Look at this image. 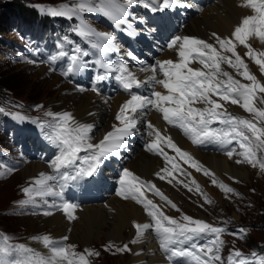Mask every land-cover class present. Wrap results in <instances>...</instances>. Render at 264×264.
<instances>
[{
  "label": "snow or ice",
  "instance_id": "obj_1",
  "mask_svg": "<svg viewBox=\"0 0 264 264\" xmlns=\"http://www.w3.org/2000/svg\"><path fill=\"white\" fill-rule=\"evenodd\" d=\"M137 2L138 0H123V5L131 6ZM173 3L174 0H163L162 7H170ZM144 6L148 7L149 5L145 3ZM238 6L251 9L253 14L241 18L234 27L231 37L222 38L216 33H212L219 45L218 48L210 42L191 36H175L168 42V49L175 50L177 58L175 60L157 61L156 66L152 67V75L149 77L150 81L161 85L167 94L159 91L152 92L150 97L132 94L131 90L134 87H140L142 82L136 79L135 75L124 64L112 68L107 63L99 62L106 72L111 70L119 73L116 79L120 86L130 93V97L120 106L115 115L118 124L112 125L111 131L106 132L97 143L90 142L89 133L92 131V125L77 123L72 115L67 112L62 114L46 113V115L53 116L57 121L55 134L47 137L59 149V154L51 161L50 166L53 170L59 173L62 169L78 165L74 176L69 177L66 172L62 174L64 180H75L96 175L105 159L117 155L121 149L126 147L124 141L126 137L134 133L137 125V114L148 106L161 113L166 123L180 128L194 145L212 142L224 146L235 142L240 151L238 153L235 149L227 151L226 155L230 159L235 153L242 157V159H237L236 163H248L253 167L259 163L261 170H264V161H261L257 156V150H264V106H257L258 104L264 105V83L248 70V65L237 52V44L246 48L245 55L259 66L261 74L264 75V52L257 53L249 43L252 37L264 42V0H241ZM113 10L118 13V17L115 18L123 22V18L127 16V11L121 7L119 0H74L71 6L61 5L59 8H49L46 11L52 16L72 18L77 13L94 11L114 17ZM155 10L157 9L154 8L153 11ZM77 32L85 38L100 35L109 42L105 46V50H112L111 41L114 39L112 34H97L90 27L85 28L81 25L77 26ZM93 47L96 45L93 44ZM75 51L80 52L79 49ZM226 53L231 55H226ZM83 54L87 55V53ZM60 55L63 56L65 53L61 52ZM70 60L71 64L67 72L76 71L80 67V55H72ZM197 63L200 67L192 66ZM222 63L233 68L239 77L249 83H241L240 80L224 71L221 66ZM157 73H159L160 78L157 77ZM105 78V75L96 76L97 81ZM91 90L97 91L95 85ZM226 103L238 105L251 114L253 119L249 120L232 115L224 107ZM196 104H203L204 107H195ZM13 117L17 120L23 119L19 114H13ZM214 123H219L224 127L214 128L212 127ZM147 127L151 130L149 135L154 136V139L146 145V150L163 157L166 162V166L155 174L160 180H167L169 183L176 180L177 183L183 184V181L178 180L174 175L175 172L184 174L179 163L175 162L176 157L197 171H203L205 175L214 176L189 153L178 147L170 136H165L151 123H148ZM165 147L174 151L176 157H170L164 150ZM81 153L86 154L81 155ZM168 164H171V169L167 167ZM3 167L4 165L0 164V168ZM8 171H12V169H8ZM2 174L0 173V175ZM53 179H55L54 176H46L41 173L40 177L33 181L35 188L22 189L29 199L20 203L33 202V192L36 195L61 196V192L53 191L47 187L46 182ZM212 182L213 184L217 183L215 179ZM119 185L116 189V195L141 204L147 215L151 217V224L133 222L137 239L143 235L144 230L154 229L159 238L160 249L169 253L166 258L170 262L173 261V258H190L187 264H213L214 261L221 259L219 251L223 241L220 234L224 231L223 228L215 227L203 220L193 219L183 214L182 220L185 223H180L173 217L166 215L157 204L147 198L146 191L154 193L176 211L179 209L155 184L142 180L126 168L120 172ZM219 186L226 193L234 191L225 184L221 183ZM184 187L192 191L187 184H184ZM196 187L199 191V185ZM205 201L210 202L206 196ZM58 207L69 221L76 219L73 213L77 205L65 201ZM44 215H51V213L45 212ZM240 231L243 232L244 229ZM209 234L214 235L215 239L206 244H192L190 249L175 247L177 244L190 241L194 237ZM40 239L44 246L50 249L51 254L47 257L24 245H9L7 243L8 238L3 237V242L0 243V264H89L84 254L74 251L75 245H61L48 236H43ZM61 239L66 241L68 237L64 236ZM136 242L137 240L132 241V243ZM111 247L109 245L105 250H110ZM128 250L127 245L116 249L117 252ZM85 252L88 256L99 255L98 252L90 249H85ZM252 257L253 260L250 262L243 256V253L235 250L228 257V264H264V256H258L253 252Z\"/></svg>",
  "mask_w": 264,
  "mask_h": 264
},
{
  "label": "rangeland",
  "instance_id": "obj_2",
  "mask_svg": "<svg viewBox=\"0 0 264 264\" xmlns=\"http://www.w3.org/2000/svg\"><path fill=\"white\" fill-rule=\"evenodd\" d=\"M119 1L123 2V0ZM73 2L74 0H0V109H2V111H0V164L4 165L3 168H0V173H3L0 175V243L3 242V237H7V243L9 245H24L29 248L30 241L42 245L43 242L40 238L43 236H48L51 239L56 238L54 231L43 228L39 222H36V218L43 214L47 205L51 203V195H36L35 192H33V202L25 204L20 203L21 201H27L29 199L22 189L27 187L35 188L36 186L33 184V181L37 178L22 176L19 170L23 169L26 164L41 163L40 161L50 165L54 157L59 154L58 147L52 143L58 154L47 157L43 146L40 145L38 137H33L27 124L31 123L33 126H30L34 129L37 128L36 130H39V134L41 136L43 135V137L54 135L57 121L53 116L46 115V113H57L48 108V101L52 100L56 94L57 96L66 97L65 93H67L66 91H62L64 88L61 83L50 85V77L46 75V73L42 76L38 75L36 67H41V64H43L42 66L45 65L50 73L60 77L63 82L68 84L71 88H77L84 81V76L77 70L72 72L75 76L69 75L67 72V65L69 66L71 64L70 57L72 55H77L75 50H82L86 42L79 40L76 36L69 35V31L66 33H64V31H59L65 29L68 21H70L76 26H84V22H87L91 29L96 28L97 33H99V30H102L101 33L111 32L110 34H114L111 31V26L107 23V16L99 12H82L77 13V15L72 18H67L52 16L46 11L49 8H59L61 5L71 6ZM9 3L12 4L8 8L7 5H9ZM139 10H141V7H139L136 14H139ZM99 16L102 17L101 23L98 21ZM237 19L241 20L240 17H237ZM212 33L215 32H210L209 35L195 33L194 35L202 37L205 41L212 43L209 41L211 39L215 41ZM219 36L222 38L225 37L224 35ZM99 37L100 35L92 37L88 42L96 45V41H98ZM82 38L86 39L87 37ZM100 41L103 42L104 39L101 37ZM54 43L58 48L57 53L55 52ZM249 43L257 53L264 52V48L260 46V43L262 45L263 42L259 39H250ZM214 46L217 48L219 47L216 41ZM87 48L93 49L94 51L88 55L86 61L81 62L86 76L90 73V66L96 63L99 57L98 45H96V47L87 46ZM63 51H66V62L58 57L61 56L60 53ZM237 52L248 65V70L264 83V75L261 74L259 66L245 55L247 49L237 44ZM226 55L231 54L226 53ZM90 57H92L91 61L89 60ZM36 63L41 64L35 65ZM221 66L224 71H227L235 79L240 80L241 83H249L239 77L236 71L227 64L222 63ZM82 67L80 65L81 69ZM86 89L89 90L88 88ZM233 106L235 107L236 105ZM257 106L262 107L264 105L258 104ZM197 107H204V105L197 104ZM224 107L227 112L232 115L237 117L247 115L242 118L249 120L253 119V116L248 112L244 110L239 112L233 109L231 103L224 104ZM13 114H19L23 119L17 120L13 117ZM141 121L147 132L149 129L146 127L147 123L145 124V120L141 119L139 122L140 127L142 125ZM151 124L154 125L153 123ZM166 129L170 134L176 137L177 140L181 139L176 132L168 128ZM147 134L149 135V133ZM27 142L29 144L27 149L30 151L36 150L33 151V153L36 154L40 151L43 155L42 159L30 157L31 154H28V150L24 149ZM180 145L191 150L195 158L201 162L199 157H197L198 152L204 151L193 148L184 140H182ZM12 146L16 147V150H14ZM134 146L136 147V151L151 157V159L156 162L154 169L149 175L143 176V174L138 173L133 167L127 166L126 162L124 165L129 170L150 179L152 184H155L156 187L176 205L179 211L167 205L151 192L145 194L148 196V199H151L157 204L166 215L173 217L180 223H185L182 220L183 214L224 229L220 234V238L223 241L219 251L221 259L219 261H214L213 264H226L228 255H231L235 250L243 253V256L250 262L253 260V252L258 256H264V170H261L259 163L257 166L253 167L250 164H235L232 162L234 165L247 168L250 175L248 180L246 177L233 176L229 173L217 177L214 171L210 170L203 162H199L205 169L213 173L214 176L205 175L203 171H197L190 166L193 168V171L197 172L196 174H192V171H189L188 174L176 175V178L183 181V184L177 183L176 180L169 183L167 180H160L155 175L164 168L161 160L156 158V156L145 153L143 151L145 148L141 147L140 142L136 140ZM131 150L133 151L132 146L129 144L128 148L125 150V158L131 157ZM239 151L240 149L237 145L236 153ZM85 154L86 153H81V155ZM224 155L218 156L222 158ZM257 156L261 161H264V150H257ZM235 158L241 159L237 154H235ZM235 158H233L232 161H235ZM13 159L16 164L21 163L22 160H24V162L16 168ZM77 166L62 170L75 171ZM8 169H12V171H8ZM198 173L205 175L209 182L208 187L213 189V194L202 187V183L198 178ZM161 174L163 175L164 173ZM52 176L55 177V179H53L54 181H52L55 187L57 185V180H60V175L58 176V173H53ZM169 179H171V177H169ZM213 179L217 181L216 184H213ZM192 181H195V183H192ZM46 183L47 187L51 188L49 182L47 181ZM221 183L232 188L234 191L226 193L220 188L219 184ZM184 184H187L192 191L184 187ZM197 185H199V191H197ZM173 194L180 197L174 199ZM205 196L210 202L205 201ZM180 198L184 202H181L179 200ZM119 200L124 203L142 206L141 204H136V202L129 200ZM33 220H35L36 224H32ZM147 221L149 224L152 223L151 217L148 215ZM241 229H244V231L241 232ZM150 231L151 234L156 236L157 247L161 253L159 238L154 229L151 228ZM212 236L214 235L209 234L201 236V238H207L209 240ZM213 239L215 238L211 240ZM102 242L104 241L94 240L93 235H90L88 236V240L81 239L77 241L68 238L66 241H61L60 244L75 245L74 251L84 254L89 264H129V259L125 254L126 251H116L117 248L124 247L121 245L122 243ZM203 244H205V242H203ZM109 245L112 246L111 249L105 250ZM29 249H31V247ZM85 249L98 252L99 255L88 256Z\"/></svg>",
  "mask_w": 264,
  "mask_h": 264
},
{
  "label": "bare ground",
  "instance_id": "obj_3",
  "mask_svg": "<svg viewBox=\"0 0 264 264\" xmlns=\"http://www.w3.org/2000/svg\"><path fill=\"white\" fill-rule=\"evenodd\" d=\"M176 1L181 7L191 10L194 14L196 13L190 19H188L187 25L184 27V33L189 34L195 33L209 35L210 32H215L219 35L230 37L234 27L240 21V19H237V17L242 18L245 15L253 14L251 9L238 6L241 3V0H215L209 6L202 8L201 6L194 4L192 0ZM145 3H147L146 0H138L137 3H134L131 6H126L123 5V3H120L121 7L126 9L127 16L123 18V22H121L120 19L115 18L118 17V13L115 12V10H113L114 17L107 16L109 18L107 23L111 25L112 33L115 32L114 29H117L118 32H123L124 27L130 26L132 22H135L136 11H138V7ZM183 16L187 15L184 14ZM127 29L132 30L128 27ZM124 32H126V30ZM112 36L114 39L111 41L112 50L110 51L105 50V46L109 42L105 40L103 42L99 41L100 52L102 51L99 62L107 63L111 65L112 68H115L116 56H120L125 60H132L134 57L131 53L124 51V44L117 41V37L114 34ZM255 38L256 37H252L251 39L254 40ZM150 40V37L146 38L148 43H150ZM209 41L215 45V41L212 39ZM260 46L264 48V42L262 45L260 43ZM166 53L168 54L170 51H166ZM37 64L41 63H36L35 65ZM42 65L43 64H41V67H36V72L38 75L42 76L46 73V75L50 77V85L61 83L64 88L62 91L67 92L65 93L66 97H61L60 95L57 96L56 94L52 100L48 101V108L57 114H62L65 112L70 113L77 123L92 125V131L89 133L90 142H99L106 132L111 131V124H118V122L115 120V115L120 106L127 99H129V92H126L125 90L123 92L120 91V94H116L112 98H106L100 95L98 91L87 90L82 85H79L77 88H71L68 84L63 82L60 77L50 73L45 65V67ZM126 65L131 70V72H133L136 76H140L144 82L149 81V77L152 75V72L149 69H138L130 62L126 63ZM78 70L83 73V70L80 67H78ZM232 106L233 104H231V107ZM232 108L239 112L244 110L238 105L235 107L233 106ZM143 110L147 115L149 122L153 123L156 128L159 126L164 128V126L159 121V118L150 111L149 106ZM136 118L138 120V117ZM138 124L139 123L137 121V126L139 128ZM27 125L31 131V134L37 135L40 138V141L45 147V152L48 154V152L52 151V142H50L47 137L41 136L36 130L37 128L34 129L32 126H30V124ZM139 129L143 131L142 133L144 134L145 138H150L143 124ZM134 143L135 140L129 141L133 151L131 150L130 158L124 157L126 165L133 167L138 173L143 174V176L149 175V173L154 169L156 162L151 159V157L136 151ZM12 147L14 150H16V147ZM186 149L191 152V150L188 148ZM143 151L148 153L146 150ZM219 156L209 152H198L197 157H199L201 162L208 166L210 170L214 171L217 177L224 176V174L229 173L233 176L237 175L238 177H246L248 180L250 175L247 171V168L233 164H236L237 160L235 158V153L231 159L226 154L222 158ZM156 158L160 159L159 157ZM233 158L236 160L232 161ZM195 159L200 162L197 158ZM104 162L107 164L109 162V157L105 159ZM240 164L246 165L248 163ZM105 165L102 164L99 171L104 169ZM189 170L190 172L192 171V174L197 173L193 171V168L189 167ZM52 172L53 168L51 167L50 169H47V166H45L43 163L26 164L23 169L19 170V173L22 176L37 179L40 177L41 173L45 174L46 176H52ZM107 174H109V172ZM198 178L202 183V187L209 190L213 194V189L208 187L209 182L205 175L198 173ZM48 182L49 186L52 188V180H49ZM52 189L54 190V187ZM178 197L180 196L173 194L174 199H178ZM179 200L184 202L181 200V198ZM54 205L55 204L51 202L44 210L45 212H50L51 215H44V212L36 218V222H39L43 228L55 232L56 238L52 239L53 241H56L60 244L61 241H63L61 238L64 236H67L71 240H88V236L93 235L94 240L96 241L103 240L104 242H120L122 243V246L127 245L129 250L126 251L125 254L129 259V264H168L162 254L157 250V243L155 241V237L153 234H151V228L144 230L143 235L139 239L136 237V229L133 226V222L139 224L148 223L147 215L144 212L145 210L142 206L121 202L117 197H108L101 203H97L95 205H85L80 209H75L73 214L76 216V219L69 221L63 211L58 209L57 205L55 207ZM34 223L35 220H33L32 224ZM133 240H137V242L132 243ZM30 247L32 250L45 257L51 254L50 249L46 248L43 243L41 245L39 243L30 241Z\"/></svg>",
  "mask_w": 264,
  "mask_h": 264
},
{
  "label": "trees",
  "instance_id": "obj_4",
  "mask_svg": "<svg viewBox=\"0 0 264 264\" xmlns=\"http://www.w3.org/2000/svg\"><path fill=\"white\" fill-rule=\"evenodd\" d=\"M12 3H13V2H12ZM12 3H9V5H7V6H8V8L10 7V5H11Z\"/></svg>",
  "mask_w": 264,
  "mask_h": 264
}]
</instances>
